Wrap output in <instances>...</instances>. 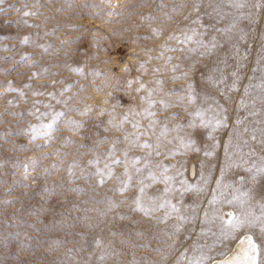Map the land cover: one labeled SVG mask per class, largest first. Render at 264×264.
<instances>
[{"label": "rangeland", "instance_id": "374dc122", "mask_svg": "<svg viewBox=\"0 0 264 264\" xmlns=\"http://www.w3.org/2000/svg\"><path fill=\"white\" fill-rule=\"evenodd\" d=\"M112 2L118 7L107 8L101 0H4V3L0 4V8L4 9L0 12V165H2L0 167V264H133V262L184 264L181 253L187 250V255H192L194 243L211 244L215 239L212 233L219 232V221L204 223L203 220L204 211L209 208L208 200L212 197V190L216 188V180L221 176V168L225 167L224 145L228 142L230 133L243 132L245 126L258 127L254 121L264 119L261 116H250V108L239 106L241 99L251 105L252 97L259 94V90L253 88L246 97L244 89L249 84L259 83L261 69L264 68V0H259L262 4L259 10L254 7L240 10L244 13V18L237 20V29L246 33L243 41L234 39L232 43H227L213 30V27H209L205 40L216 35L223 46L203 57L197 52L188 60L181 59L179 61L181 68L177 75L193 64L194 67L188 80L175 82L171 81L172 73L164 68L163 60L149 61L147 55L155 57L159 52L158 46L162 43L177 46L175 41H167V36L173 33L180 34L181 29L186 26L198 28L199 25L191 23L197 17L202 19L204 25L214 27H224L232 17L217 24L215 19L205 14L212 13L213 17L215 16L213 9L207 6L209 0H112ZM255 2L257 0H247L249 5ZM93 4L100 7L94 9L83 6ZM161 4L164 5L163 8H160ZM194 4H200L199 12L193 10ZM12 5L21 11L17 13L11 9ZM173 8L176 10L173 11ZM101 9L105 11L101 12ZM23 11H32L37 15L25 17L22 15ZM109 11H115L118 15L109 16L107 15ZM223 11L231 12L232 16L240 15V11L234 9L224 8ZM96 13L101 14L97 16ZM149 14L155 18L153 21L142 19ZM184 17L188 18L184 19ZM28 25H36V27H28ZM56 28L59 31L54 36L45 35V32H51ZM151 28L161 30L163 35L154 36ZM25 36L29 37L28 42L21 43ZM73 39L75 43H65L63 47L60 46V41ZM49 44L52 47L47 52L40 47ZM233 44L238 46V53L233 49ZM149 48H155L156 51L146 55ZM165 55H172L174 57L172 63H177L175 57H183L186 54L177 52L165 53ZM23 56H30L31 60L21 61ZM141 62H144L148 69L146 74L139 68ZM33 63L36 66L30 67L29 65ZM125 66L129 68L128 72L123 71ZM78 67L83 68V77L72 71ZM155 67L161 68V73H156L155 78L165 81V91L177 89L178 92H183L187 83L191 82L199 96L210 94L227 109L228 127L213 132L212 140L207 138L210 129L187 127L190 118L182 107L159 110L160 105L157 104L153 109L161 121L166 116L177 113L178 118L169 120L168 127L171 128L176 124L184 125L179 135L186 141L189 139L193 141V147L189 149L180 148L178 141L172 144L164 141L161 153L176 150L180 154L169 156L167 159L162 154L154 159L160 160L165 165H175L174 168H170V174H174L176 169L182 171L183 174L176 177L175 188H181L180 180H184L188 185L205 189L200 192L185 191L183 194L178 191L170 193L171 201L177 203L181 214L188 218L178 232L172 227L178 223L175 216L164 223H157L155 219L145 217L143 213L133 210V200L138 192L135 174L131 187L121 195L108 191L109 188L114 187V179L108 180L103 187H95V177L86 182L79 178V169H75L76 178L69 183L67 171V165L73 159L86 171H94L88 167L87 161L94 158L95 152H104L110 146L109 143H105L96 148L95 142L98 139L111 141L119 137L121 143L117 147L118 149L124 147L122 133L111 128L107 132L104 131L109 127L107 125L109 117L99 116V110L104 108L113 111L112 105L116 104L117 116L123 115L129 107H135L139 111L141 107L139 95L144 93L137 94L136 85H133L132 89H127L126 81L140 77L151 87L153 86L152 69ZM44 68H47L49 73L54 72L57 75H42L39 79H30L33 72L42 71ZM217 68L223 69L225 84L213 88L208 83V76L218 77L220 73L214 71ZM93 71L104 74L108 79L94 77L91 74ZM232 72L238 74L239 80L235 90L227 91V87L232 84ZM53 80L57 81L55 86L51 84ZM117 80L118 84L115 83ZM9 82L12 88L24 93L23 98L19 92L7 90ZM106 83L108 87L104 86ZM26 84H30L31 87L26 88ZM68 85L74 86L61 97L60 90ZM81 85H84V91H80ZM95 87H100L101 91H94ZM114 87L120 90L114 91ZM221 90L224 91L227 100L220 95ZM34 91L46 94L33 96ZM48 92L55 93L56 99L60 100L72 97L68 108L83 110L85 106H91L95 110L84 117L76 112H68V116L64 119L70 117L84 121L83 129L77 135H72L60 121L53 133L55 139L50 146L38 150L36 145L43 144L44 140L38 138L34 144L29 143L30 133L25 134L24 131L30 124L39 123L35 117L28 114L29 111H34L35 108L40 112L66 111L63 104L56 103V99H51L47 95ZM109 92L111 97L108 96ZM175 98V96L165 97L171 100ZM77 99L82 102L77 103ZM105 99L109 100L108 104L103 102ZM8 101H12V104H8ZM36 101L39 103L35 104ZM44 104H51L52 109H45ZM256 107L257 109L261 107L259 101ZM14 112L22 116H13ZM237 119L244 122L237 126L235 123ZM43 122L47 123L48 118ZM141 124L142 127L146 126L148 120H142ZM125 128L129 132L133 131L130 125L126 124ZM174 135L176 133H170L169 139ZM65 137H70L74 143L61 147ZM244 139H249L250 146L255 148L258 155H264L247 134L244 135ZM214 143L217 146L212 149L211 145ZM233 143H235L234 136ZM81 144L86 147H78ZM19 146H23L24 150L20 151ZM54 149L61 153L66 152L68 155L63 158L48 156L47 159L40 160L36 171L30 172V176L35 177L34 181L23 180L22 169H13V164L17 160L24 162L27 158L41 156ZM206 151H211L212 155H205ZM117 155L120 153L118 152ZM139 155L143 153L138 149L129 152V157ZM189 162H193L195 168L198 166L197 180L186 178V165ZM53 164L58 165L56 170L52 169ZM44 168L49 169V175L44 174ZM14 171L15 175H13ZM114 172L121 174L123 166H116ZM201 173L207 180V185L204 184ZM239 176H247V173L241 168H225L223 182L234 183ZM14 180L28 186L14 185ZM261 185H264V182H261ZM244 187L252 186L245 184ZM9 188L11 192L6 194ZM76 188H82L83 193L72 190ZM163 188V184H155L146 191L148 195H159ZM252 194L256 200H259L264 195V188L258 185L254 187ZM106 197L113 202L123 200L124 203L107 211L105 215L107 203L103 201ZM216 207L220 208L222 213L233 210L226 204ZM161 215L162 212L154 213V216ZM202 230L207 235H201ZM247 231L245 229L238 233V237ZM252 231L254 238L259 242V229ZM173 232H175L174 236L171 235ZM97 239L102 242L101 248L95 247ZM57 241L59 243H56ZM234 242H229L225 249L217 246L212 255L229 249ZM157 248L162 251H153ZM101 254H105L103 261L99 260Z\"/></svg>", "mask_w": 264, "mask_h": 264}, {"label": "snow or ice", "instance_id": "6c2138e0", "mask_svg": "<svg viewBox=\"0 0 264 264\" xmlns=\"http://www.w3.org/2000/svg\"><path fill=\"white\" fill-rule=\"evenodd\" d=\"M4 0H0V4H3ZM102 4H105L107 8L115 9L118 7L117 4H114L112 0H101ZM38 7L39 5H33ZM84 7L99 8L100 5H83ZM213 9L215 16L213 17L212 13H205L211 19H215L216 23L226 20L228 17H232L230 22H228L224 27H214L206 26L202 23V19L197 17L191 23L194 25H199V27H185L181 29L180 34H169L167 36V41H175L177 46H170L168 43H162L159 47L158 54L153 57L147 55L152 51H156L155 48L147 49L146 55L147 59L151 61L152 59L163 60L164 68L172 73L171 81L179 80H188L189 74L194 67V64L190 66L187 70L177 75L176 73L181 68V59L188 60L191 55L199 52L201 57L208 55L209 53L215 51L216 49L222 47L220 41L217 39L216 35L211 36L210 39L205 40V34L208 32L209 27H213V30L218 33L227 43H232V41L239 40L243 41L246 37V33L243 30L237 29V20L244 18V13L240 10L246 7H254L259 10L262 7V4L257 0V2L249 5L247 0H209L207 5ZM25 7H27L25 5ZM164 5L161 4L160 8H163ZM183 7V5H181ZM200 4H194L193 10L196 12L200 11ZM11 9L19 13L21 10L15 8V5L10 6ZM224 8L234 9L240 11L239 16H232L231 12L223 11ZM176 9L173 8V11ZM4 9L0 8V12H3ZM105 9H101V12ZM101 13H96L99 16ZM23 16H35L37 13L32 11H23ZM107 15L113 16L118 15L115 11L107 12ZM188 17H184L187 19ZM143 20L151 22L155 18L152 15H147L142 17ZM107 22V21H106ZM26 23V22H25ZM28 27H36V25H28ZM59 31L58 28L53 29L51 32H45V35L54 36L56 32ZM151 33L160 37L163 35V32L157 28H151ZM147 39V37H144ZM29 37L25 36L21 43H27ZM76 41L73 40H62L60 41V46L63 47L65 43L73 44ZM233 49L238 53L239 48L236 44H233ZM45 52H47L52 46L49 45H40ZM185 53L183 57H175L178 61L177 63H172L174 57L172 55H165V53ZM24 59L31 60L30 56H23L21 61ZM226 63V62H225ZM170 65V67H168ZM30 67H35L36 65L30 64ZM59 67V65H57ZM139 68L144 70L146 74L148 69L145 67V63L141 62ZM75 73L80 76H84V70L82 67L72 69ZM124 72H128L129 68L125 66L123 68ZM214 71L219 72L218 77L212 75L208 76V83L213 88H218L219 85L225 84V76L223 69L217 68ZM255 71V70H254ZM153 80L151 84L153 86L149 87L140 77L135 79H128L126 81L125 87L127 89H132L133 85H136L135 92L137 94L144 93L139 95V102L141 107L139 111L135 107H129L128 110L120 116H117L115 113V108L118 105H112L113 111H108L107 109L101 108L98 115L103 117L107 115L109 119L107 120V125L104 131H108L109 128L114 129L116 132L122 133L124 147L118 149L117 145L121 143L119 137L111 139H98L95 142V147L99 148L105 143H109L110 146L104 152H95L94 158L87 161L89 168L94 169V171H86L84 167L79 165L75 159H73L67 165L69 183L76 178L75 169L80 171V179L88 181L93 177L96 178L95 187H103V185L108 180L114 179V187L109 188L108 191H114L121 195L125 193L129 187H131L133 182V174L136 176V184L138 186V192L133 200V210L143 213L145 217L155 219L157 223H164L172 216H175L177 224L172 225L175 231L180 230V226L183 222L188 219L181 214V209L177 203H173L169 198L170 193L173 192H183L195 190L197 192L204 191L203 187H196L188 185L186 181L180 180L181 188L177 189L174 187V182L177 176H181L183 173L180 169H176L174 174H170V168H174L175 165H165L160 160L154 159V157H160L162 154L165 159L169 156H175L180 154L178 151L173 150L170 152L161 153V148L164 141L168 144H172L174 141H178L179 147L184 149H189L193 147V141L191 139L185 140L179 135V132L182 130L184 125L176 124L171 128L168 127L169 120H175L178 118L177 113H172L164 118L163 121L157 118L156 111L153 109L157 104L160 105L159 110H166L172 107H182L185 112H187L188 117L190 118L187 124L189 128H205L210 129L208 132V139H213V132L220 128L228 127L227 124V109L221 105L218 101L215 100L210 94H205L199 96L191 82L187 83L184 87L183 92H178L177 89H169L165 91L164 84L165 81L162 79H156L155 74L161 73L160 67H155L152 69ZM262 75L260 77L259 83L252 85L249 84L244 89V95L247 97L250 95V89H258L259 94L252 97L251 105H249L244 99L240 100L239 106L242 108H250L249 115L252 117L261 116L264 117V68L261 69ZM52 75L55 76L57 73H49L47 68H44L42 71L33 72L30 76V79H39L42 75ZM94 77L102 78L107 80L108 78L100 72L93 71L91 73ZM233 80L232 84L227 87V91H233L236 89L237 81L239 76L236 72L231 73ZM251 79V78H250ZM57 81H51V84L55 86ZM63 83V81H60ZM116 84L119 83L117 80ZM74 85H68L67 87L60 90V96L63 97L66 91H69ZM108 87L106 83L104 85ZM26 88H30V84L25 85ZM8 91H17L21 98H23L24 93L19 89H14L11 86V82L8 84ZM114 91H119L118 88H113ZM80 91H84V85L80 86ZM94 91L100 92V87H95ZM46 93L41 91H34L33 96H42ZM47 95L51 99H56V94L53 92H48ZM220 95L227 100V96L224 95V91H220ZM108 96L111 97V92L108 93ZM160 98L157 99L156 97ZM175 96V100L165 99ZM72 97L60 100L56 99V103L63 104L66 111L55 112V111H45L40 112L38 108H35V104H38L39 101H36L34 104V111H29V115L35 117L39 122L38 124H30L27 129H25V134L30 133L29 143H35V141L40 138L44 140V143L41 145H36L37 149L49 147L51 142L55 139L53 133L57 129L58 122L62 121L65 128L72 135H77L84 127V121H78L72 118L64 119L68 116V112H76L81 117L89 116L95 109L91 106H85L83 110L78 108H68L69 103L72 101ZM257 101H259L261 107L257 109ZM77 99V103H80ZM105 104L109 103L108 99L103 101ZM8 104H12V101H8ZM45 109H52L51 104H44ZM13 116H22L20 113H12ZM137 117L139 119H137ZM48 118V122L44 123V119ZM148 120V124L142 127L141 121ZM246 119V118H245ZM244 121L241 119L236 120V125L239 126ZM130 125L133 129L132 132H129L125 125ZM255 125L258 127L249 128L245 126L243 132L235 131L234 133L229 134V140L224 145L225 152V167L221 168V176L216 180V188L212 190V197L208 200L209 208L204 211V223L210 221H219V232L212 233V236L215 237L211 244L200 245L194 243L192 246V255H187V250L184 253H181V259L184 264H264V195L261 196V199L256 200L253 196L254 187L260 185L264 188V185H261V182H264V155H258L255 148L251 147L249 144V139H244V135L247 134L252 142L257 144L262 153H264V119H259L254 121ZM159 126V127H158ZM170 133H176L169 139ZM19 134V133H16ZM259 134V135H257ZM233 136L235 137V143H233ZM74 141L70 137H65L61 147H67L70 144H73ZM217 145L214 143L211 145L212 149H215ZM78 147L84 148L86 145H79ZM247 148V151L244 149ZM140 150L143 155L129 157V152L132 150ZM230 149H232L230 151ZM19 150L23 151V146H19ZM198 150V149H197ZM120 155H117V153ZM68 153H61L59 150L54 149L52 152L27 158L24 162L17 160L13 164L14 170H20L21 178L23 180H35L34 176H30V172L36 171L39 166L40 160L47 159L48 156H58L65 157ZM205 155H212L211 151H206ZM102 165V166H101ZM122 165L123 172L121 174H115L114 168L116 166ZM2 167V165H0ZM53 170H56L58 165L53 164ZM225 168H241L247 176H239L234 183L223 182ZM44 174L47 176L50 174L48 168L43 169ZM15 175V171L13 172ZM201 178L204 180V184L207 185V180L204 179L203 173H201ZM151 183H148V182ZM14 185H19L21 187H27L28 185L20 184L18 180L13 181ZM155 184H163L164 188L162 193L159 195H148L147 189L152 187ZM245 184L251 185L252 187L245 188ZM73 191L83 193L82 188L72 189ZM11 188L6 190V194H10ZM107 203V209L105 210V215L107 211H111L120 204L124 203L123 200L118 202H113L111 199L105 198ZM8 203V201H5ZM228 205L233 210L227 213H222L220 208L216 207L217 205ZM162 212L161 216H154V213ZM123 218V217H122ZM31 227V225H29ZM247 229L248 231L243 235L238 237V233ZM259 229V242L254 238V233L252 230ZM19 235V234H17ZM138 235H140L138 233ZM175 235V232L171 234ZM201 235H207L206 232L202 230ZM171 238V236L169 237ZM237 242V247L235 250L227 249L216 252L215 255H212L213 251L219 246L221 249H225L226 245L229 242ZM56 243H59L58 241ZM142 247H147V245H141ZM95 247L101 248L102 242L97 239L95 240ZM206 249V250H205ZM71 251V250H69ZM153 251L160 252L162 249L157 248ZM105 254L99 256V260L103 261ZM135 264V262H133Z\"/></svg>", "mask_w": 264, "mask_h": 264}, {"label": "bare ground", "instance_id": "6f19581e", "mask_svg": "<svg viewBox=\"0 0 264 264\" xmlns=\"http://www.w3.org/2000/svg\"><path fill=\"white\" fill-rule=\"evenodd\" d=\"M193 162H189L187 165H186V178L188 180L189 179H192V178H195L194 180H197L198 179V166H193L192 164ZM191 168V172L189 171ZM244 234H242L241 236H243ZM237 247V242L235 241L232 246L229 248V249H232V250H235Z\"/></svg>", "mask_w": 264, "mask_h": 264}]
</instances>
